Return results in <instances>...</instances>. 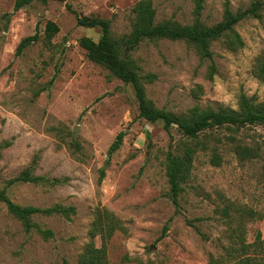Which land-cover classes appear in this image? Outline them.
Segmentation results:
<instances>
[{"label":"rangeland","instance_id":"obj_1","mask_svg":"<svg viewBox=\"0 0 264 264\" xmlns=\"http://www.w3.org/2000/svg\"><path fill=\"white\" fill-rule=\"evenodd\" d=\"M138 1L34 2L15 12V0H0V143H10L0 152V190L39 155L37 175L67 181L14 184L8 188L10 199L23 207L76 208L71 220L33 217L41 229L54 233L46 239L37 228L27 232L0 202V264H82L99 210L111 212L121 224L108 244L109 264H232L228 249L232 241L239 243L230 236L240 221L247 226L248 243L259 231L264 239V127L238 132L220 128L202 135L208 150L196 154L176 205L166 169L171 136L177 154L190 141L177 126L170 135L163 122L141 118L133 88L91 62L80 46L83 37L98 41L101 31L79 26L78 17L108 20L120 38L132 31V9ZM225 1L205 0L203 22H221ZM230 1L235 12L250 3ZM154 4L158 23L188 25L195 20V0ZM49 21L60 29L51 45L44 40ZM235 30L245 47L232 51L225 38L212 44L217 68L213 80L208 78L212 62L202 60L193 45L168 39L142 42L132 56L142 75L157 77L145 82L148 99L183 117L195 108L238 111L242 95L262 103L264 81L254 69L264 55V19L243 21ZM37 33L40 41L17 57L20 42ZM59 124L79 137L83 153L74 156L60 146L50 130ZM122 132L123 145L108 164L109 148ZM231 137L259 147L260 156L240 161ZM213 151L221 157L220 166L211 163ZM102 169L106 176L100 185ZM230 203L257 212L261 219L249 221L237 212L231 223L221 212ZM94 241L101 246L99 236Z\"/></svg>","mask_w":264,"mask_h":264},{"label":"trees","instance_id":"obj_2","mask_svg":"<svg viewBox=\"0 0 264 264\" xmlns=\"http://www.w3.org/2000/svg\"><path fill=\"white\" fill-rule=\"evenodd\" d=\"M50 1L65 2L66 0H15V12L20 11L34 2L47 4ZM194 8L195 20L192 24L181 25L171 20L157 22V9L154 0H139L132 9L134 14L132 31L123 37H116L111 30V22L105 19L78 17L79 26L87 28H99L101 37L98 41L91 37L80 39V46L86 51L88 59L105 68L109 73L130 85L139 103L140 117L150 123L163 122L165 130L171 135L172 128L177 126L181 133L190 141L186 143L181 154L175 153L174 138L171 142L167 155V177L170 184V195L173 202L178 205L179 199L184 191V184L191 178L194 168L196 154L200 151L208 150L207 145L201 141V136L220 128H228L233 131H241L250 126L264 127V101L256 103L254 99L242 95L240 98V108L238 111L230 108L220 107L218 110L193 109L188 116H178L173 113L161 110L148 99L145 82L151 83L156 80V75H142L139 65L133 59V52L145 40L156 41L168 39L172 41H183L193 45L202 60L211 61L208 78L214 79L217 72L214 63V53L212 44L226 39V44L232 51H238L245 47V43L235 27L243 21L254 19L262 21L264 19V0H250L249 6L234 11L231 1L226 0L224 4L223 20L216 25L209 26L203 22V11L205 0H195ZM71 9L70 6H68ZM60 31L59 26L49 21L45 28L44 40L47 45H51L54 37ZM41 36L37 33L23 39L16 51V56H21L31 45L39 42ZM256 77L264 81V55L258 61L254 69ZM51 132L58 138L61 147H66L74 156L83 153L84 145L75 133L65 124L51 127ZM125 133H120L108 151V164L115 153H117L124 142ZM229 141L233 144V152L240 161L252 160L260 156V148L244 146L235 137ZM10 143L3 145L0 143V152ZM37 155L30 165L21 174L8 182V186L0 190V202L5 204L9 213L22 222L27 232H32L34 228L48 239L54 236L51 230H43L33 222L35 215H60L67 220H71L76 214L73 206L57 205L49 209H41L34 206L23 207L14 203L8 194V188L18 183H32L35 185H58L67 179H50L36 174L39 162ZM211 163L214 166L221 165V157L213 151ZM106 176L105 169H102L99 184L101 185ZM223 216L231 223L236 222L234 215L240 212L249 221L257 220L259 214L251 209H241L232 203L222 208ZM261 219V218H260ZM237 227H232V240H237L239 244L232 241L228 249V255L232 259V264H264V239L261 231L256 235L254 242L248 243L246 240L247 226L240 221ZM121 229L120 220L107 210H99L96 220L90 230L91 241L87 245L82 256V264H109L108 244L110 239ZM168 232L164 228L165 237ZM100 237L101 246L97 247L95 238ZM215 261L210 264H214Z\"/></svg>","mask_w":264,"mask_h":264}]
</instances>
